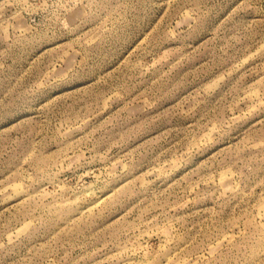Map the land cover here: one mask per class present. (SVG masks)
I'll return each instance as SVG.
<instances>
[{
  "label": "rangeland",
  "instance_id": "1",
  "mask_svg": "<svg viewBox=\"0 0 264 264\" xmlns=\"http://www.w3.org/2000/svg\"><path fill=\"white\" fill-rule=\"evenodd\" d=\"M0 264H264V0H0Z\"/></svg>",
  "mask_w": 264,
  "mask_h": 264
}]
</instances>
